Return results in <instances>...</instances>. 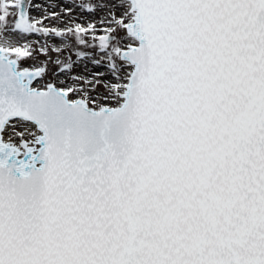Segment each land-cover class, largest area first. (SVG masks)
Masks as SVG:
<instances>
[{"label": "snow or ice", "instance_id": "snow-or-ice-1", "mask_svg": "<svg viewBox=\"0 0 264 264\" xmlns=\"http://www.w3.org/2000/svg\"><path fill=\"white\" fill-rule=\"evenodd\" d=\"M0 264H264V0H0Z\"/></svg>", "mask_w": 264, "mask_h": 264}]
</instances>
